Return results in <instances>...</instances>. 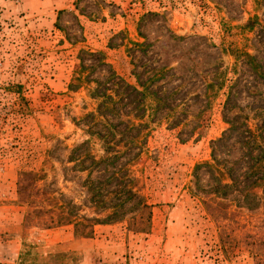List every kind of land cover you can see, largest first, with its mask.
Here are the masks:
<instances>
[{
    "label": "rangeland",
    "instance_id": "rangeland-1",
    "mask_svg": "<svg viewBox=\"0 0 264 264\" xmlns=\"http://www.w3.org/2000/svg\"><path fill=\"white\" fill-rule=\"evenodd\" d=\"M73 5H0V264H264V0Z\"/></svg>",
    "mask_w": 264,
    "mask_h": 264
},
{
    "label": "crops",
    "instance_id": "crops-1",
    "mask_svg": "<svg viewBox=\"0 0 264 264\" xmlns=\"http://www.w3.org/2000/svg\"><path fill=\"white\" fill-rule=\"evenodd\" d=\"M74 0H19L18 3L13 0H3L0 5L10 7L17 13L15 19L20 20H40L50 16L55 17L61 10L72 9ZM4 9L3 6L1 7ZM61 240V239H58Z\"/></svg>",
    "mask_w": 264,
    "mask_h": 264
},
{
    "label": "built area",
    "instance_id": "built-area-1",
    "mask_svg": "<svg viewBox=\"0 0 264 264\" xmlns=\"http://www.w3.org/2000/svg\"><path fill=\"white\" fill-rule=\"evenodd\" d=\"M14 2H16V3H18L19 2V0H13Z\"/></svg>",
    "mask_w": 264,
    "mask_h": 264
},
{
    "label": "trees",
    "instance_id": "trees-1",
    "mask_svg": "<svg viewBox=\"0 0 264 264\" xmlns=\"http://www.w3.org/2000/svg\"><path fill=\"white\" fill-rule=\"evenodd\" d=\"M250 23H248V25H249Z\"/></svg>",
    "mask_w": 264,
    "mask_h": 264
}]
</instances>
